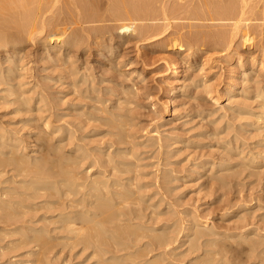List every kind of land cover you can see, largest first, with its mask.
Returning a JSON list of instances; mask_svg holds the SVG:
<instances>
[{"label":"rangeland","instance_id":"374dc122","mask_svg":"<svg viewBox=\"0 0 264 264\" xmlns=\"http://www.w3.org/2000/svg\"><path fill=\"white\" fill-rule=\"evenodd\" d=\"M91 1H93L94 6L96 7V9H98L100 14L102 13L101 11H103V14L105 13L104 15H106V13H108L107 8L109 6V2H107V1H109V0H91ZM170 1H173L174 3L176 2V0H165V2H167V3H173ZM178 1H184L185 2V0H177V2ZM190 1L191 2H186L185 9H183V8L181 9L183 12L180 15L184 14L183 16H180V18L182 20L180 18L178 19V17H179L178 16L176 18L177 20L173 19V21H176V22H182L183 21V23L184 22L185 23H194L195 21H196L195 23H197L200 21L201 24L211 25V27H213L215 29V28L220 27L221 25H225V24L227 25L228 23H231V20L232 19L234 20V17L236 15H238L237 13H235V16H234V14H232L233 17L231 14H227L226 16L222 15L224 17L223 20L222 19H219V20H217V19H212V20L204 19L203 20L202 19L201 20V19H197V18L196 19L191 18L189 20L188 17L186 18L185 16H187L190 13V11L193 10L196 6L201 4L200 0H190ZM207 1H209V0H207ZM232 1L236 2V4H239V3L242 4L243 3V2H241L242 0H210L212 5H214L216 3L225 4V2H227L225 5H228V4H230V2L232 3ZM244 1H245L244 3H246L244 14L247 13L244 16L254 18L251 20L250 23L260 24V26L258 25L259 28H258V26L255 28L246 27L249 30V33L253 36V40H252L253 43H251V44H249V43L244 44V43H242V41L240 42L241 35L236 34L237 37L234 36L233 39L231 40V43H230V41H228V39H224L225 41L224 40H222V41L216 40L213 42L212 41L208 42L206 45L200 44L198 46L199 49H196V47H195L196 45H194V43H193L194 41H187V40L183 39L182 48H175V47H170V44L168 43V40L166 37H159L160 35L159 36L153 35L154 32L156 33L155 30H151L150 32L148 31L145 34V36H149V38H147L145 40H137L138 36L136 35V37H135V35H132L131 37L129 36V38H130L129 41H126L125 44H122L123 39L120 38L122 36H120L117 32V30L119 31V28L121 25H123V24L128 25V24H131L133 22L136 24H140V23H145V21L147 22V24H149L148 22H150V24H153L152 22L156 21V23H158L160 19L153 21L152 19H150V20L149 19L148 20L131 19V18L126 17V15H124V14L116 15V16L115 15H113V16L106 15L107 17L108 16H111V17H108V18L105 17V19L99 20L96 22L84 23L85 25H98V26L100 25L101 28L103 27V29H108L107 30L108 33L106 31L105 34H103V36H101V39L103 40V42L101 44H96V43H92V42H86V43L82 44L81 47L79 48V50L76 53L72 54V56L70 57L71 58L70 60H71V62H73V64L71 62L69 63V60H68L66 67L61 66L59 64L54 65V61L51 60L49 57L50 53H44L43 52L44 45L46 43L45 42L46 41L45 35H47L48 32H51L50 30L53 29V25H54V28H55V25H56V27L57 26L68 27V30H71L72 27L74 29L79 28V26H78L79 24L75 21V19L73 17V14H74L73 11L74 10L70 11L69 15L67 16L68 18H66V16L62 13L64 15L63 16L61 14V12L56 7V9H54L55 12L52 14V15H54L53 17H52V15L50 16V13L46 14V18L44 21L45 26L43 27L42 31L39 32L41 34H39V33L36 34L35 33L37 31L36 29L32 30V32H31V31L27 30L25 27L22 28L24 25L22 23H24V22H23V19L21 18V15H20L21 11L18 8L13 7V6L8 7L7 9L6 8H4V9L0 8V42L4 43L3 46L5 48H7L4 50L3 49L4 47H2L3 50L0 51V70L3 69L2 74L4 75L5 74L4 70L15 69V72H13L15 78L14 77L11 78L10 73L5 74L3 76V78L6 81L11 79L12 82L14 83V87H11V89H14L17 87L16 89L18 91V92L16 91L17 93L16 92L10 93L6 90L7 88H9V85L5 84V82L0 83V130L2 129L3 132H5V134H3L4 138L14 135L15 137L14 136H12V137L15 138L14 143H16V144H14V143L10 144L9 143L10 144L9 145L8 143H3L2 138L0 139V167H1L0 171L4 170L3 172L1 171V173H3V174L0 176V190H1L0 192L5 190L4 188L8 187V189H10L11 192L14 189H16L22 193L21 194L20 192H18V193H12L11 195L8 194V196L6 195L7 197L5 195H3L4 198L2 197L3 198L2 200L0 197V227H2V228H0V264H95V262H97L98 260L100 262H102L104 260L105 256L106 257L109 256V255H107L108 252L105 253L106 255L102 253L103 255H102V260H101V252L102 251L100 250L101 248H99V247H101L100 246L101 243H99L101 240H100V236H99L100 234L98 235V233H100V231L98 232V230H95V228H93V226H92V228L95 230L94 231L91 228L92 224H89L90 225V226L88 225L89 227L85 224V227H83L84 229L82 230V233H80L78 235L79 238L84 237L85 239H87L86 237H88L90 239V240L88 239V241H90V242H88L85 239L84 240L83 239H76L77 241L74 240L75 243H71L72 240L69 241V239L62 238L61 236L67 233L63 229V227L61 226L64 223L52 221V220L56 219V217L58 215L57 214L58 211L62 208L59 205H57L56 203L54 205L52 204L50 206V205H47L48 203H46V202L51 201V200L56 201L57 199H58L57 201H61V198L58 196L61 193V191L59 192V190L64 189V187H66V184H67V183H65V185H64V182L61 183L62 184V185L60 184L61 189L58 188L59 184L58 185L56 184V186H58L57 189H53L56 186L54 187L52 185L53 183L50 181V179L53 180V178H54V180H55L58 177L59 178L64 177L62 175V172L60 171V169H58L56 167L57 166L56 164L62 165L61 162H64V164H65V160H63V159L69 155L70 156L67 157V159L68 158H74L75 154H74V152L71 153L69 151V148L74 147L76 145H74V143L73 144L68 143L67 141L64 140L61 142V144L59 143L58 147H56V149H57L56 151L58 153L57 154L56 152H53L54 148H55V147H53V144H54V146L57 145V143H58L57 142V135L62 133V130L64 131V133L67 131V130L65 131V127L68 126L69 120L73 121L75 119L74 121H76L77 125H78V122L80 120H83L86 118L85 115H83L84 117H82V116L78 117L80 115L79 110H78V107H79L78 101L80 102V99H81L82 104H84V105L89 104L91 99L90 98L87 99L85 97L86 95L91 96L94 93L93 96L96 95L99 97L100 96L103 97V93H105L104 92L105 90L107 91L110 89H114L116 92V90L119 89L118 86L122 87V85H120V84H123V83H124V85L126 84V87H124V90H127L131 86L130 88L132 90L133 89L137 90V91L139 90L138 91L139 95L137 94V97H136V95L133 93L127 94L126 97H128L131 100L133 99V101H136V102L131 103L129 105L130 110H131V111H129L131 113V114L129 113L131 116V119H130V116L127 114L128 111L126 112L125 108L122 109V111H123L122 113H124V111L126 113L124 115V117L122 118V120H124L126 118V119H129L131 121L134 118L133 121L135 123L138 122L139 125L144 124V120L149 118V114L152 110L151 109L152 106L156 105V106L162 107L166 103L170 104L169 110L170 109L171 110L168 113L162 115V117H163L162 120L159 119V121H165L166 120L165 121L166 124L164 126H162L160 129H162V131L166 132V133L167 132H171V133L173 132V134L177 133V134L182 135V136L185 135L183 137H186L187 139L190 140L188 142L189 145L192 143L191 145H194L197 147V149L195 147L196 150L195 149L193 150L192 147L184 146L182 142L173 143L170 146L171 149H173V148L175 149V148H178L180 146H182V147H180V149H178L176 151V153L172 157H170V158H172L171 160L174 161L175 163H173V164L171 163L172 165L171 164H168V165L171 167H174L177 164H181V165H184L185 167L190 168L191 171L187 170V172H183V173L179 171L178 172L179 175H182V174H186V175L185 176L183 175V178H181V179L179 178L177 180L173 179V180L169 181L170 183L171 182L172 183L170 185L168 184V186L172 187L173 189H171V191H168L164 194H162V193L156 194L155 193L156 194L155 195L153 193V195H152L150 193L151 190H149V189L150 188L155 189L154 188L155 186L152 187L151 185H150V187L148 186V188H146L147 190L143 189L144 191L142 190L143 192L141 191L142 192L141 194H139L140 192L138 193L140 196L142 195L143 198L140 196H139V198H137L136 193H133V195L131 194L130 197L128 196L129 197L128 205H133L134 207L137 208V205L139 204L138 210H139V213L143 216L144 220H146L147 217H149V216H154V217L158 216V217H156L158 222L152 224V223H150V221H148V222L146 221L145 225H151V224L154 226H160L161 225L162 228H158L155 231H149V232L161 233V232H164L166 230L169 231V230L174 229L172 227H175V229H176V228H179L181 226L182 227L186 226L185 228L189 227V225L192 226V228H193L192 232L194 231L193 232L194 234L192 236H190L189 242H186L184 245H181L176 249V250L180 251L181 249L184 250V249L188 248V251L186 250L183 253V255L178 257V259H177L178 264L179 263L180 264H185V263L186 264H204L205 262H206L205 264H217L218 261H219L218 264H260V260L262 261V258L261 257H260L261 259L259 258V256H258L259 252L258 251L261 249L262 245L260 248L256 244L251 246V242L253 243V241H257V240L259 241L261 239H264V238H262V236H260L261 233H264L263 232L264 230H263V228H261L262 230H259L260 229L259 227L261 225H260V223H258V221H260V220L257 219L259 216L257 214H260L261 211L264 212V209H262V208H264V200H263L264 199V197H263L264 193H262V192H264V190H263L264 189V175H263V173H264V162H263L264 161V157H263V155H264V152H263L264 151V146H263L264 145V128H263V126H264V105L261 104V102H262L261 100H260L261 102L258 101V99H260V98L256 96V94H257L256 92L258 89H259L258 93L264 92V42H263L264 36H262V37L260 36L262 33H264V20H263L264 19V13H263L264 12V9H263L264 0H244ZM190 3H192V5ZM202 3L204 4V6L206 5V2L202 1ZM160 4L161 3L158 1V5H160ZM188 5H191V6L188 7ZM212 5L210 4V6H212ZM254 5L257 8L256 9L255 8L250 9L251 6L254 7ZM205 7H209V6L206 5ZM57 10L59 11V15H62L59 18H58V14H57L58 11ZM247 10H249V11H247ZM253 10H254V12H253ZM16 11H17V13L20 12L19 13L20 16L16 13ZM250 11H252L253 13ZM177 12H178L177 14H179L180 10H178ZM230 15H231V18H230ZM255 15L257 17H255ZM119 16H120V18H119ZM227 17H228V19H227ZM17 18H19V20H21V19L22 20L19 22V20ZM184 18H186V19H184ZM224 19H227V20H224ZM49 20L52 22H50ZM233 20H232V22H233ZM216 24H220V26H216ZM261 25H263L262 28H261ZM49 26H50V28H49ZM241 28H243L242 29L243 32H244V29H246L245 26H243ZM256 28H258V30H256ZM260 28L263 29L261 34L259 32V30L261 31ZM26 32L29 34H27ZM258 32H259V34H258ZM33 33H34V35H33ZM122 35H126V34H122ZM150 35H152L153 37ZM259 36L261 37V39ZM123 37H125V36H123ZM91 39L92 38L90 37L89 40H91ZM98 39H99V37H98ZM184 42L187 45L189 44V46H191V45H194V46L187 47V45ZM11 43L13 44L12 45L13 47L17 45L19 48L18 53L16 54V57L18 56V58H15L16 60H12V59L10 60V58L5 57V54H7V51H9V49H10V51L13 49V47L11 46ZM6 44H7V46H6ZM108 44L112 45L114 50L113 51L111 50L109 52L106 51L104 54H99L100 50H101V52L105 51V49L109 46ZM167 46H169V47H167ZM11 47H12V49H11ZM188 48H191L192 50L188 49ZM74 49H76V47H74ZM54 52H56V51H54ZM83 64H84V66H86V67L89 66V67H87V69H86L85 67H83ZM200 64L203 65V67L201 69L199 67ZM76 65H78V66H76ZM176 65L179 66V69H180L179 74L174 75V76H169L170 67L176 66ZM83 69H86V70L83 71ZM71 70L72 71L74 70L75 72L73 71L72 77L70 78V76H68V74L66 75V73H68V71H71ZM87 70H88V72H87ZM82 71L84 73H90V74H86V75L84 74L83 75L85 77L84 81H83L84 77L82 76ZM102 72H104V73H102ZM130 72H131V74H130ZM91 73L93 75H91ZM186 74H188V75H186ZM65 75L68 76L70 78V80ZM88 75L89 76L91 75V76L89 77ZM246 75H247V77H246ZM99 76H100V80L102 81V84H101V81L99 80ZM185 76H188L187 79ZM80 77H81V81L77 82L78 84L76 83L74 85L76 87H73L72 84H66V83H68V81L70 82L72 80H78ZM204 77H205V79H204ZM73 78H75V79H73ZM101 78H103V79H101ZM88 79H92L94 81L93 85H95V87H94L95 91L93 90V92L91 90L93 88L88 87ZM94 79L96 81L98 80V83L100 81V84L95 83L96 81ZM116 79H117V82H116ZM202 79L204 80V82L206 80L207 84L208 83L212 84V86H214L213 87L214 92L212 91V94L216 93L219 96H221L223 94L224 90L231 85L233 90H234L233 93H231L232 94L231 98L229 100L228 99H221V101L219 103L211 102L210 100H208L207 97L205 98L206 91L202 86L204 83ZM122 80H123V82H122ZM201 82H203V83H201ZM44 85H46V86H44ZM69 85H72V88ZM86 85H87V87H86ZM128 85H129V87H128ZM34 86L35 87L37 86L36 89L34 88ZM80 86L82 87L81 88L82 90L80 89ZM41 87H43V88L41 89ZM99 87L100 88L103 87V88H101L99 90ZM169 87L170 88L172 87L170 91H168ZM73 88H75L74 92H73V90H74ZM40 89H41V92L43 93L42 98H40L39 94H38ZM70 89L71 90L73 89L72 92L70 91ZM97 89H98V92H97ZM102 89H103V91H102ZM130 91L131 90L128 89L127 92H130ZM131 95H133V96L135 95L134 96L135 99L133 97H131ZM185 95H191L187 99L188 101L185 104L176 106L175 104L177 103V101ZM109 96H111V94ZM79 97H80V99H79ZM113 97H114V95H113ZM48 98H50V99H48ZM73 100H75V101H73ZM110 101L111 100H109L108 102H110ZM52 102L54 104V107H51ZM91 102H93V101H91ZM151 102H155L154 103L155 105L151 106ZM196 102L197 103L202 102V104L199 103V105L193 107V105L196 104ZM208 102H210V103H208ZM70 105H71V107H70ZM228 105L232 106V108H229ZM237 106H238V108H237ZM24 107L25 108L28 107V109L27 108H26L27 110L23 109ZM50 107L52 110L48 109ZM131 107H133L134 112H133ZM239 107L241 109H239ZM43 108H45V111L43 110ZM234 108H236V109H234ZM73 109L76 112H71ZM198 109L199 110L202 109L206 113H209V114L206 116V118H203V119L199 116H195L194 112H195V110H198ZM83 110H87L86 106L83 107ZM232 110L234 112L238 111L237 114L236 113L233 114ZM56 112L58 114L60 113V115H57ZM132 112L136 114V115H134V117H132V114H133ZM54 113L57 116L54 115ZM73 113L75 114V116L77 115L76 118L75 117L73 118V116H74ZM98 113H103V112L98 111ZM181 113H183V114L181 115ZM225 113H227V114H225ZM49 114H51L52 116H50ZM69 114H71V115H69ZM103 114L106 115L107 113L105 112ZM39 115L40 116L43 115L44 117H40ZM54 116L57 117L58 119L54 118ZM59 116H62V117L60 118ZM48 118H50L51 120ZM62 118H63V120H62ZM68 118H69V120H68ZM77 118L79 119V121ZM52 120L55 121L56 123H57V120H58V122H60L58 124H56L54 122L56 125L60 124V127H61V130H58V132L56 131L57 133L52 132V129H51L52 127H50V126H52L50 124H53ZM46 121H47V126L45 125ZM76 122H74V124H73L74 127L69 126L70 131H72V133H73V134L71 133L72 136L74 135L73 136L74 141L77 139V137H79L78 134H80V135L82 134V131L84 132V130H85L84 133H86L88 131V128H86V129H85V127L81 128L80 124L77 126ZM48 123H50V124H48ZM75 125H76V127H75ZM44 126H46V127H44ZM71 127H73V128H71ZM5 128L7 131L6 130L4 131ZM78 128H79V130H78ZM71 129H74L76 133L74 132V130H71ZM3 132H1V133H3ZM8 132H9V134H8ZM67 133H68V131H67ZM67 133H65V134H67ZM93 133H95V131L94 132L92 131L89 134H93ZM55 134H57V135H55ZM150 134H152V132ZM0 135H2V134H0ZM54 135H55V137H53ZM92 137L93 136H91V135L86 136L85 140H88V138H89V140H92V139L98 138L99 136L98 137L94 136V138H92ZM234 137L235 138L237 137V139H235ZM233 138L237 141H235ZM135 139L139 140V138H135ZM19 140H20V142H19ZM17 141H18V143H17ZM231 143H233V144H231ZM12 146H14V147L12 148ZM262 146H263V148L261 149ZM67 147H69V148H67ZM226 147H228L229 150ZM237 148L240 150L238 151ZM198 150H200V152H203V154L200 152L198 153ZM226 150H227V153H226ZM229 151H230V153H228ZM241 151L243 152V154ZM32 152H35L34 153L35 155H32L31 154ZM67 153H69V155H66ZM227 154H229V155H227ZM240 154L243 158L241 156H239ZM252 154L256 158V159L254 158V160L255 161L259 160L260 162H263L262 163L263 165L260 163L259 166L255 167V168L252 166H248V167H251V168H248L247 164H245L244 162L247 161L246 158L249 159L248 157H253ZM55 155L58 156L59 159ZM247 155H248V157H247ZM16 156L19 158H21L23 156V158L25 160L24 162H19V164L17 163V166L19 167V168L17 167L18 169H21L22 167L26 168V171H24L22 169V171L25 172L24 175L21 174L20 175L21 177L17 176L19 179L20 178L29 179L28 176L32 173L31 169H29L30 164H31L29 161L37 159V157H38V159H40V158L42 159V161L40 160V162H43L41 164L42 167L44 168L43 169L44 172L41 173L42 177L37 178L35 180L31 179V181L28 180V181H25L24 183H21V184H20V182H15L16 183L15 184L12 181L5 180V178L10 177L14 172L16 173V171L13 170V167H12L13 164L9 163V158L10 157H16ZM224 156H225V158H224ZM229 156L231 157V158H229L230 160H225L226 158L228 159ZM237 156H238V158H237ZM51 157H52V159H50ZM61 157H64V158L62 159ZM45 158H46V160H44ZM141 158H142L140 160L141 164H144L146 162H149V163L151 162L150 164H152V165L148 164L146 166L143 165V167H141V169L144 168V170L150 171L152 173V174L150 173L149 175H146L145 177H142L143 179L140 178L142 180L141 183L154 182L153 179L155 177H153L154 176L153 174L155 173V171H153V170H156V166H157V164H156L157 160H156L155 156H149L148 157V153H147V155H146V153H143L141 155ZM262 158H263V160H262ZM57 159H58L59 163H57V161H56ZM237 159H239L240 161H238ZM241 159L242 160L245 159V160L241 161ZM50 160H52L53 162ZM200 160H203L202 161L203 163L205 161H207V162L211 161L212 164L206 163L205 167H203V168L201 167V169H203V170L199 174H197V169H199L198 168L199 162L202 163ZM214 160H215V162H214ZM192 161H193V163H192ZM223 161L224 162L228 161V163L230 161V165L234 164L235 161L236 162L238 161V163H235L234 165L230 166V168H231L230 171L231 172L232 171L238 172L241 170L237 174V177H239V175H240V178H237L236 177L237 172H234L235 176L234 177L232 176V178H236V179L230 178L231 180H233V181H230L228 178L226 181L227 184L229 183L228 186L231 187L232 189L228 187V190H226V191L221 190V189L219 191L218 190L216 191L213 188L215 191H212V187H213L214 183L212 184L211 178H212V176H214L212 174H215L213 172H215L214 170H215L216 166H218L216 163L219 164V162H220V164H221V162L224 163ZM240 162H241V164L244 163L245 165L244 164H243L244 166L241 165ZM191 163H192V165H191ZM20 164H22V165H20ZM236 164H237V166H236ZM59 165H58V167H59ZM76 165H77L78 169L76 167H74V169L76 168L77 171L82 170L81 169L82 166H80L78 164H76ZM164 165H162V167H166L167 164H164ZM20 166H22V167H20ZM52 166H54L55 169ZM169 166H167V167H169ZM193 166H195V167H193ZM196 166H197V168H196ZM63 167L64 166H62V167L60 166L59 168H61V170H62ZM48 168H49V170H48ZM64 168L68 169V170L71 169V168H67L66 166ZM253 169H256V171ZM45 170H46V172H45ZM194 170H196V172H194L195 175L192 173ZM253 171H255V172H253ZM262 171H263V173H262ZM59 172H61V173H59ZM188 172H189V174H188ZM203 172H205V173H203ZM222 172H223L222 174H224V171H222ZM44 173H45V175H44ZM51 173H53V174H51ZM54 173H56V176L54 175ZM180 173H182V174H180ZM253 173L255 175H253ZM261 173H262L261 176H263V178L261 176L259 177V175ZM67 174H68V172H67ZM72 174L74 176L75 173H72ZM72 174L70 173V175L68 174L65 176V177L69 176V178L67 177L66 182H69L68 181L69 179H71L70 181H72L74 178H75V180H78L79 182H81L82 180L83 181L86 180L85 176L82 173H78V175L80 174L79 178H77V176H78L77 173L75 174V177H72L71 176ZM190 174H191V177L189 176ZM48 175H50L51 177H49ZM44 176H46V177H44ZM70 177H72V178H70ZM36 180H38V181L36 182ZM228 180H229V182H228ZM32 183L37 185V187L40 186V187H38L40 189H37L35 191L36 193L34 194V196H32L33 194H30L33 192V190L30 189V184H32ZM227 184H226V186H227ZM209 185L211 186L210 189H209ZM12 186H13V189L11 188ZM21 187H23V188H21ZM48 187L49 188L53 187L52 188L53 190L49 189ZM44 188H46V189H44ZM207 188H208V190H207ZM8 189H6V190H8ZM47 189H49V190H47ZM229 189H231V190H229ZM251 189H252V191H250ZM29 190H31V191H29ZM145 191L147 192V194L145 193ZM167 193H168V195H167ZM259 194L262 196L260 197ZM74 195H71V197L77 198L78 194H74ZM150 195H151V197H149ZM161 195L162 196L166 195V196H163V197H165V198H163ZM169 195H171V196H169ZM245 196L248 198H246ZM252 196L256 197V198L254 199ZM78 197H80V194ZM159 197L160 198L162 197V198L160 199ZM257 197H259V198H257ZM135 198H136V200L139 199V201L137 202L135 200ZM4 199H5V202H4ZM9 199H11V200L14 199V201H17V202L15 204H11L10 206H6V205L4 206V204H6V202ZM130 199H132V201ZM133 199L135 200V202L133 201ZM251 199H253V200H251ZM260 199H262V200L260 201ZM144 200L146 202H144ZM168 201H171V202H168ZM130 202H131V204H130ZM259 202H261V203H259ZM23 203H25V204H23ZM105 203L106 204L108 203L106 206H108L109 209L106 207L105 210H107V209L108 210H107V213L105 211L104 214H106V216H108V213L110 212L109 213V217H110V215H112L114 210H113V208H112V210H110V208H111V206H110L111 202L110 201L105 202ZM171 203H174L175 205L174 204L172 205ZM10 207H12V208H10ZM140 207L141 208L143 207V208L141 209ZM73 208L78 209V206H77V208H75V207H73ZM80 209H81V207H80ZM65 210H67V209H65ZM111 211H112V213H111ZM55 212L57 215L55 217H53V219L50 217V220L49 219L47 220V219H44L43 217H41L42 215H45V214H47V215L55 214ZM6 213H8L10 216L14 215L13 217L16 219H22V221H21L22 223L19 222V224H22L21 227L19 228L20 232L13 233V234H4L5 231L3 232V227L4 226L6 227L8 224L5 223V221L3 219H7V218L9 219V217H10ZM145 214H146V218H145ZM241 216L244 217L245 220L244 219H242V220L245 221V224L248 222L246 225H244L243 221L239 220V219H241L240 218ZM245 216H246V218H245ZM193 218H196V219H193ZM248 219L251 223L248 221ZM166 220L169 223V225L171 224L172 226L167 227V225H164V222H166ZM194 220H196V221H194ZM238 220L241 221L243 223V225H237V224H242L241 222L239 223ZM251 220H253V221H251ZM181 221L183 222V225L181 224ZM185 222L187 225L185 224ZM192 222H193V224H191ZM234 223H235V225H234ZM58 224L60 225V227L56 228V225L58 226ZM79 225H81V224L78 223V226ZM10 226H12V225H10ZM239 227H240V229H239ZM143 228L144 227H142V230L141 229H139V230L144 231ZM164 228H167V229L165 230ZM208 228L210 230H208ZM249 228H251V229H249ZM1 229H2V231H1ZM145 230H146V232L148 231V229H145ZM205 230H206V232H205ZM244 230H245V232H244ZM197 231L201 232V236L199 238H195L196 237L195 233ZM255 231H257V232H255ZM173 232H171V233H173ZM204 232H205V234L207 233L209 235H207V234L205 235ZM95 233H97L96 235L99 237L94 239V237H96V236H94ZM108 233L109 232H107V234ZM240 233H241V236H240ZM242 233H244V234H242ZM91 235H93L94 237ZM243 235L245 236V238ZM90 236H91V238H90ZM256 236H257V238H256ZM182 237L184 238L183 235H182ZM213 238L215 239V241ZM207 239H211L213 244L210 241L206 242ZM246 239H248V240H246ZM79 240L80 241L83 240V241L79 242ZM192 240L195 243L194 247L189 248V245L191 244ZM84 241L85 242L87 241V243H85ZM94 241L98 244L99 249H97V250H100V253H98L100 258L98 255L97 256L95 255L96 257L93 256L90 258L87 256V254L91 250L94 251L95 248L97 247V246H95L97 244H95ZM82 242H84L85 244ZM78 243L80 245H78ZM249 243H250V245H249ZM74 244H75V246H74ZM83 244L84 245H87V244L90 245V248H87L84 250L85 252L83 251ZM91 244H92V246H91ZM94 246H95V248H94ZM255 247L257 248V251H255L256 250ZM258 248H259V250H258ZM217 249L219 250L220 253L219 252L216 253ZM260 256H261V254H260ZM106 259H110V258H106ZM208 260L210 263H207ZM112 261L113 260H111V262ZM98 264H102V263H98Z\"/></svg>","mask_w":264,"mask_h":264},{"label":"bare ground","instance_id":"6f19581e","mask_svg":"<svg viewBox=\"0 0 264 264\" xmlns=\"http://www.w3.org/2000/svg\"><path fill=\"white\" fill-rule=\"evenodd\" d=\"M158 1L161 3L160 5H158ZM201 1V4L198 5V6H194L193 10H189L190 13L185 16L186 18L188 17V19L190 20L191 18H194V19H222L223 20V16H226L227 14H234L235 16V13H237L238 15H236L234 17V20L232 22L231 20V23H228L227 25H221L220 24H216V26H220L218 28H213L211 27V25H206V24H201V22H197V23H183L182 22H176V21H173V19H176L178 16V19L180 18V16H183V15H180L183 11L181 10L182 8L185 9V5H186V2H191L190 0H185L184 1H178L176 0V2L174 3L173 1H170V2H173V3H167L165 2V0H109L107 2H109V6L107 8L108 10V13H106V15H126V17L128 18H131V19H144V20H150L152 19L153 21L154 20H159L158 23H156V21L152 22L153 24H150V22H148L149 24H147V22L145 21V23H140V24H136V23H131V24H123L120 26L119 28V31L117 30L118 34L122 37L123 40H122V44H125L126 41H129V36L131 37L132 35H136L138 36L137 40H145L147 38H149V36H145V34L151 30H155L156 33L154 32L153 35H160L159 37H166L167 40H168V43L170 44V47H175V48H182L183 46V39L184 40H187V41H194V45H196V49H199L198 46L200 44H207L208 42H213V41H216V40H224V39H228V41H230L231 43V40L233 39L234 36L237 35H241V40L240 42L242 41V43H253L252 40H253V36L249 33V30L246 28V27H252V28H255L257 27L258 25L260 26V24L258 23H250L252 19H254L253 17H248V16H244L246 14L245 13V6H246V3H244L245 1L242 0L241 2H243L242 4L239 3V4H236V2H233L232 3L230 2V4L228 5H225L227 2H225V4H221V3H216L214 5H212V3L207 0H200ZM202 1L206 2V5L209 6V7H205L204 4L202 3ZM198 2V1H197ZM220 2V1H219ZM252 2V1H251ZM61 3V4H60ZM238 3V2H237ZM189 4V3H188ZM192 5V3H190ZM210 4L212 6H210ZM241 4V5H240ZM260 4V3H259ZM191 5H188L191 6ZM16 7L18 8L20 11H21V18L23 19V22L22 24L23 27L22 28H26L27 30L31 31L36 29L37 31L35 32L36 34L41 32L43 27L45 26L44 24V21H45V18H46V14L47 13H50V16L55 12L54 9H57L61 12V14L63 13L66 18H68L67 16L69 15L70 11L74 10L73 11V17L75 19V21L79 24V28H73L71 30H68V27H59L55 25V28H54V25H53V31L50 30L51 32H48L46 36V43L44 45V50L43 52L44 53H50L49 54V57L51 60L54 61V65L56 64H59L61 66H64L66 67L67 65V62L69 60V63L71 62V56L72 54L76 53L79 48L81 47L82 44L86 43V42H92V43H96V44H101L103 42V40L101 39V36H103V34H105V32L108 30V29H103V27L101 28L100 25H85L84 23H89V22H96V21H99V20H103L105 19V17H107L106 15L103 14V11H101L102 13L100 14L98 9H96V7L94 6V3L93 1H89V0H0V8L1 9H4V8H8V7ZM250 6V5H249ZM187 7V6H186ZM249 8V7H248ZM252 8H257L255 7H252ZM188 9V8H187ZM249 9V10H250ZM263 9H264V4H263ZM57 10V11H58ZM106 10V9H105ZM178 10H180V13L177 14ZM247 10V11H249ZM59 11H58V18L61 17L62 15H59ZM19 12V11H18ZM252 12V11H250ZM254 12V10H253ZM252 12V13H253ZM17 13V11H16ZM20 13V12H19ZM19 13H17L19 15ZM186 13V12H185ZM264 13V12H263ZM19 15V16H20ZM63 15V16H64ZM231 15H230V18H231ZM18 16V17H19ZM54 15H52L53 17ZM111 16H108V17H111ZM51 17V18H52ZM72 17V18H73ZM107 17V18H108ZM233 17V15H232ZM255 17H257L255 15ZM65 18V17H64ZM120 18V16H119ZM184 18V19H186ZM226 18V17H225ZM19 20V18H17ZM21 19V20H22ZM111 19V18H110ZM115 19V18H114ZM181 19V18H180ZM228 19V17H227ZM227 19H224V20H227ZM19 20V22L21 21ZM177 20V19H176ZM182 20V19H181ZM264 20V19H263ZM262 20V21H263ZM50 21V20H49ZM54 21V20H53ZM161 21V22H160ZM185 21V20H184ZM221 21V20H220ZM257 21V20H256ZM52 22V21H50ZM68 22V21H67ZM71 22V21H70ZM103 22V21H102ZM119 22V21H118ZM191 22V21H190ZM216 22V21H215ZM225 22V21H224ZM258 22V21H257ZM261 22V21H260ZM155 23V24H154ZM206 23V22H205ZM211 23V22H210ZM209 23V24H210ZM218 23V22H217ZM221 23V22H220ZM51 24V23H50ZM58 24V23H57ZM224 24V23H223ZM230 24V25H229ZM21 25V24H20ZM49 25V24H48ZM229 25V26H228ZM75 26V25H74ZM77 26V27H78ZM245 26L246 29H244V32H243V27ZM258 26V28H259ZM263 25H261V28H262ZM48 27V26H47ZM50 28V26H49ZM117 28V27H116ZM258 28H256V30H258ZM260 28V29H261ZM185 29V30H184ZM242 31H241V30ZM250 29V28H249ZM26 30V31H27ZM49 30V29H48ZM251 30V29H250ZM263 31V29H261V31L259 30L260 34L261 32ZM30 32V33H31ZM258 32V34H259ZM27 33V32H26ZM108 33V31H107ZM110 33V32H109ZM24 34V33H23ZM29 34V33H27ZM41 34V33H39ZM122 34H126V35H122ZM263 34V35H262ZM260 36H264V33H262ZM34 35V33H33ZM148 35V34H147ZM125 36V37H123ZM152 36V35H150ZM259 36V37H260ZM92 38L91 40H89V38ZM99 37V39H98ZM153 37V36H152ZM237 37V36H236ZM240 37V36H239ZM258 37V38H259ZM260 37V39H261ZM151 39V38H150ZM240 39V38H239ZM45 40V39H44ZM121 40V39H120ZM119 40V41H120ZM166 40V39H165ZM166 40V41H167ZM148 41V40H147ZM225 41V40H224ZM223 41V42H224ZM227 41V40H226ZM105 42V41H104ZM219 42V41H218ZM217 42V43H218ZM263 42H264V39H263ZM7 43V42H6ZM10 43V42H9ZM8 43V44H9ZM185 43V42H184ZM226 43V42H225ZM229 43V42H228ZM4 43H1L0 42V51L1 50H5L7 48H5L3 46ZM186 44V43H185ZM243 44V45H244ZM262 44V43H261ZM13 44L11 43V46ZM107 45V44H106ZM109 46L105 49L104 52H101L100 50V53L99 54H104L106 51L109 52V51H113L114 48L112 45L108 44ZM187 45V44H186ZM194 45H191V46H194ZM228 45V44H227ZM230 45V44H229ZM242 45V44H241ZM256 45V44H255ZM7 46V44H6ZM84 46V45H83ZM189 46V44L187 45V47H191ZM202 46V45H201ZM221 46V45H220ZM240 46V45H239ZM246 46V45H245ZM2 47H4L2 49ZM13 47V46H12ZM11 47V49H12ZM74 47H76V49H74ZM169 47V46H167ZM224 47V46H223ZM254 48V47H253ZM188 49H191V48H188ZM195 49V48H194ZM193 49V50H194ZM18 46H14L13 49L10 51H7V54H5V57H8L10 58V60H16L15 58H18V56L16 57V54L18 53ZM192 50V49H191ZM56 51V52H54ZM206 51V50H205ZM194 52V51H193ZM202 52V51H201ZM224 53V52H223ZM97 56V55H96ZM209 57V56H208ZM20 58V57H19ZM99 58V57H98ZM185 59V58H184ZM8 60V59H7ZM113 61V60H112ZM13 62V61H12ZM206 62V61H205ZM9 63V62H8ZM73 64V62H71ZM84 63V62H83ZM16 64V63H15ZM198 65V64H197ZM206 65V64H205ZM10 66V65H9ZM71 66V65H70ZM73 66V65H72ZM78 66V65H76ZM190 66V65H189ZM60 67V66H59ZM68 67V66H67ZM80 67V66H79ZM83 67H85L87 69V67L89 66H84L83 64ZM94 67V66H93ZM130 67V66H129ZM200 69L203 67V65L200 64ZM12 68V67H11ZM15 68V67H14ZM82 68V67H81ZM104 68V67H103ZM5 69V68H4ZM69 69V68H68ZM67 69V70H68ZM75 69V68H74ZM86 69H83L86 70ZM106 69V68H105ZM14 70V71H13ZM0 83H4L5 84H8L9 85V88H5L8 92L10 93H15L17 91V87L14 88V89H11V87H14V83L12 82V80H4L3 76L5 74H8L10 73L11 74V78L14 77V73L15 72V69H6L4 70L5 74L3 75L2 74V71L3 69L0 70ZM74 71V70H73ZM73 71H68V73H66V75L68 74V76H70V78L72 77V73ZM81 71V70H80ZM82 71V76L85 74H90V73H84ZM101 71V70H100ZM179 66H172L170 67L169 69V76H174V75H178L179 74ZM7 72V73H6ZM75 72V71H74ZM78 72V71H77ZM88 72V70H87ZM93 73V72H92ZM91 73V75H93ZM104 73V72H102ZM65 74V73H64ZM81 74V73H80ZM129 74V73H128ZM131 74V72H130ZM248 74V73H247ZM65 75V76H66ZM90 75V76H91ZM188 75V74H186ZM64 76V77H65ZM66 76V77H68ZM80 76V75H79ZM81 76V77H82ZM89 76V75H88ZM89 76V77H90ZM81 77L78 79V80H72V81H68V83L66 84H72L73 87H76L74 86L77 82L81 81ZM84 77V76H83ZM87 77V76H86ZM186 79L188 76H185ZM247 77V75H246ZM15 78V77H14ZM69 78V77H68ZM69 78V80H70ZM105 78V77H104ZM128 78V77H127ZM126 78V79H127ZM75 79V78H73ZM97 79V78H96ZM103 79V78H101ZM205 79V77H204ZM85 80V77L83 79V81ZM95 80V79H94ZM99 80H100V76H99ZM203 80V79H202ZM11 81V82H10ZM67 81V80H66ZM96 81V80H95ZM101 81V80H100ZM100 81L98 83V80L95 82L97 84H100ZM121 81V80H120ZM15 82V81H14ZM116 82H117V79H116ZM123 82V80H122ZM129 82V81H128ZM204 82V80H203ZM201 82V83H203ZM262 82V81H261ZM18 83V82H17ZM83 83V82H82ZM94 81L92 79H88V87L89 88H93L91 89L92 92L94 90V87L95 85H93ZM119 83V82H118ZM117 83V84H118ZM78 84V83H77ZM81 84V83H80ZM86 84V83H85ZM101 84H102V81H101ZM143 84V83H142ZM190 84V83H189ZM72 85H69L71 86L72 88ZM122 85L121 86H118V90H115L114 89H110V90H105L103 93V97L102 96H93V95H86L85 97L87 99H91V102L90 100V103L89 104H82V100L80 99V102L78 101V110H79V113L80 116L84 117L83 115H85V119L83 120H80L78 119V125L80 124L81 128H88V131L86 133L85 130L84 132L82 131V134H78L79 137H77V139L74 141L73 139V136H72V131H70V127L69 126H73L74 127V122L76 121H70L69 118H68V126L65 127V134L64 131L62 130V133H60L59 135H57V145L54 146L53 144V147L54 148V151L53 152H56L57 153V149L56 147H58L59 143L61 144L62 141H67L68 143H74V147H67L69 148V151L72 153L74 152L75 156L74 158H68L70 155L69 153H67L66 155H69V156H65L66 158L64 157H61L63 160H65V164L64 162H61L62 165H59V164H56L57 168L60 169V171L62 172V175L64 177L62 178H57L54 180L50 179V181L53 183L52 185L55 187L56 184L58 185L59 184V187L56 186L55 188L53 189H57L60 188V186L62 185L61 183L64 182V185L65 183L66 184V187H64V189H61L59 190V192L61 191V193L58 195L60 198H61V201H54V200H51V201H47L46 203H48L47 205H54L55 203L57 205H59L62 209H60L58 211V215L56 214H51V215H42L41 217H43L44 219H49L50 220V217L53 219V217H56L55 220H52L54 222H61V223H64L62 224L61 226L63 227V229L67 232H65L66 234L62 235L61 237L62 238H66V239H69L72 240L71 243H75V241H77L76 239H85L84 237L82 238H79V234L82 233V230L84 229L83 227H85V224L88 226L89 224H92L91 225V228L93 226V228H95V230H98V232L100 231V233H98V235L100 236V242L101 243V248L100 250L102 251L101 252V260H102V255L107 253V255L109 256H105L106 258H110V259H106L104 257V260L102 262H100L99 260L97 262H95V264H98V263H102V264H178V257H180L181 255H183V253L187 250L188 251V248L187 249H184V250H176L179 246L181 245H184L186 242H189V238L190 236H192L194 233V231L192 232L193 228L192 226L189 225V227L185 228L184 226L182 227H179V228H176L175 227H172L174 229L172 230H166L167 228H164L166 231L164 232H161V233H158V232H149V231H155L156 229L158 228H162L161 225L160 226H154L152 224L158 222L157 218L158 216L154 217V216H149L147 217L146 220H144L143 216L139 213V204L137 205V208L134 207L133 205H128L129 203V197L130 195L133 193H136L137 194V198H139V194H141L146 188H148V186L150 187V185L153 187L155 186L154 188L155 189H149L151 190V194L153 195V193L157 194V193H166L168 191H171V189H173L172 187L168 186V184L170 185L171 183L169 181L173 180V179H181L183 178V175L185 176L186 174H182L183 172H187V170H190V168L188 167H185L184 165H181V164H177L176 166L174 167H171L169 166L168 164H173L175 163L174 161H172L170 157H172L176 151L178 149H180V147L178 148H173L171 149V145L173 143H176V142H182L184 146H188V147H192L193 150L195 149L196 146L194 145H189V139H187L186 137H183L185 135H179L177 133L173 134V132H163L162 129H160L162 126H164L166 124V120L165 121H159V119H163L162 115L168 113L170 110H169V107H170V104H164V106L160 107V106H156L154 103L155 102H151V106L152 105H155V106H152L151 107V112L149 114V118L148 119H145L144 120V124H138L135 123L133 120H129V119H124L122 120V118L124 117V115L126 114L125 111L127 112V114L130 116V104L131 103H135L136 101H133V99H129L127 96V94H130V93H133L136 95L137 97V94H138V91L137 90H132L129 85H128V89L131 90L130 92H127V90H124V87H126V84L124 85L123 84H120ZM202 85V84H201ZM216 85V84H215ZM17 86V85H16ZM39 86V85H38ZM43 86V85H42ZM46 86V85H44ZM84 86V85H83ZM100 86V85H99ZM106 86V85H105ZM173 86V85H172ZM186 86V85H185ZM203 88L205 89L206 91V96L205 98L207 97L208 100H210L211 102H214V103H219L221 101V99H230L232 94L233 93V88L232 86L230 85L229 87H227L223 94L221 96H219L218 94H212V91H213V87L212 84H207V81L205 80V82L203 83ZM37 87V86H36ZM36 87L34 86V88L36 89ZM40 87V86H39ZM87 87V85H86ZM98 87V86H97ZM121 87V88H120ZM43 87H41L42 89ZM79 88V87H78ZM82 87L80 86V89ZM103 88V87H101ZM99 87V90L101 89ZM105 88V87H104ZM110 88V87H109ZM172 88V87H171ZM171 88L169 87V90H171ZM4 89V90H5ZM21 89V88H20ZM38 89V88H37ZM41 89L40 91L38 92L39 94V97L42 98V92H41ZM74 89V90H73ZM73 92L75 91V88H73ZM88 89V88H87ZM96 89V88H95ZM182 89V88H181ZM203 89V90H204ZM72 90L70 89V91L72 92ZM79 90V89H78ZM77 90V91H78ZM82 90V89H81ZM141 90V89H140ZM259 90V89H258ZM258 90H257V94L256 96L259 97L260 99H258V101L261 102L262 105H264V92H259L258 93ZM261 90V89H260ZM43 91V90H42ZM90 91V90H89ZM95 91V90H94ZM103 91V89H102ZM18 92V91H17ZM16 92V93H17ZM22 92V91H21ZM79 92V91H78ZM84 92V91H83ZM97 92H98V89H97ZM184 92V91H183ZM214 92V91H213ZM36 93V92H35ZM90 93V92H89ZM108 93V94H107ZM111 96H109L110 94ZM150 93V92H149ZM169 93V92H168ZM84 94V93H83ZM98 94V93H97ZM105 94V95H104ZM125 94V95H124ZM252 94V93H251ZM254 94V95H255ZM51 95V94H50ZM114 95V97H113ZM122 95V96H121ZM134 95V96H135ZM139 95V94H138ZM7 96V95H6ZM46 96V95H45ZM78 96V95H77ZM133 95H131V97L134 98ZM189 96L191 95H185L183 96L182 98H180L177 103L175 104L176 106L177 105H182V104H185L189 98ZM51 97V96H50ZM82 97V96H81ZM102 97V98H101ZM19 98V97H18ZM254 98V97H253ZM50 99V98H48ZM78 99V100H79ZM135 99V98H134ZM137 99V98H136ZM191 99V98H190ZM44 100V99H43ZM109 100H111L110 102H108ZM207 100V101H208ZM47 101V100H46ZM69 101V100H68ZM75 101V100H73ZM201 101V100H200ZM29 102V101H28ZM40 102V101H39ZM48 102V101H47ZM77 102V101H76ZM84 102V101H83ZM206 102V101H205ZM59 103V102H58ZM75 103V102H74ZM200 102H196V104L193 105L194 106H197L199 105ZM210 103V102H208ZM37 104V103H36ZM46 104V103H45ZM57 104V103H56ZM202 104V102L200 103ZM231 104V103H230ZM229 104V105H230ZM260 104V105H261ZM29 105V104H28ZM69 105V104H68ZM77 105V104H76ZM204 105V104H203ZM202 105V106H203ZM229 108H232V106H229ZM238 105V104H237ZM67 106V105H66ZM86 106V109L87 110H83V107ZM239 106V105H238ZM237 106V108H238ZM51 107H54V104L52 102L51 104ZM48 108V109H51ZM60 107V106H59ZM71 107V105H70ZM222 107V106H221ZM226 107V106H225ZM224 107V108H225ZM262 107V106H261ZM28 109V107H26ZM25 107L23 109H26ZM39 108V107H38ZM41 108V107H40ZM125 108V111L124 113H122V109ZM132 110H133V107H131ZM26 109V110H27ZM30 109V108H29ZM226 109V108H225ZM236 109V108H234ZM239 109H241L239 107ZM247 109V108H246ZM262 109V108H261ZM40 110V109H39ZM43 110L45 111V108H43ZM47 110V109H46ZM52 110V109H51ZM50 110V111H51ZM70 110V109H69ZM74 110V109H73ZM71 111V112H76L75 110L74 111ZM77 110V111H78ZM137 110V109H136ZM29 111V110H28ZM41 111V110H40ZM98 111H101L103 113H107L106 115H104L103 113H98ZM233 111V110H232ZM26 112V111H25ZM55 112V111H54ZM134 112V110H133ZM132 112V113H133ZM227 112V111H226ZM238 112V111H237ZM237 112H234L233 111V114ZM240 112V111H239ZM49 113V112H48ZM51 113V112H50ZM57 113V112H56ZM130 113V114H129ZM241 113V112H240ZM41 114V113H40ZM47 114V113H46ZM52 114V113H51ZM51 114H49L50 116H52ZM72 114V113H71ZM69 114V115H71ZM74 114V113H73ZM180 114V113H179ZM183 113H181L182 115ZM209 113H206L204 110H195L194 112V115L195 116H199L201 117L202 119L203 118H206V116L208 115ZM227 114V113H225ZM48 115V114H47ZM54 115H56L54 113ZM57 115H60V113ZM56 115V116H57ZM134 115H136L135 113L132 114V117H134ZM229 115V114H228ZM40 116V115H39ZM68 116V115H67ZM127 116V115H126ZM262 116V115H261ZM40 117H44L43 115L40 116ZM48 117V116H47ZM60 118L62 116H59ZM71 117V116H70ZM76 118L77 115L73 116V118ZM128 117V116H127ZM237 117V116H236ZM263 117V116H262ZM54 118H57L54 116ZM53 118V119H54ZM67 118V117H66ZM72 118V119H73ZM50 119V118H48ZM47 119V120H48ZM58 119V118H57ZM71 119V118H70ZM81 119V118H80ZM130 119H131V116H130ZM263 119V118H262ZM51 120V119H50ZM49 120V121H50ZM56 120V119H55ZM61 120V119H60ZM63 120V118H62ZM61 120V121H62ZM67 120V119H66ZM24 121V120H23ZM29 121V120H28ZM53 121V120H52ZM133 121V122H132ZM55 121H53V124H50L52 126L51 129H52V132H58V130H61V127H60V124L59 125H56L60 122H58L57 120V123L55 124L54 123ZM65 122V121H64ZM67 122V123H68ZM25 123V122H24ZM66 123V122H65ZM141 123V122H140ZM241 123V122H240ZM45 125L47 126V121L45 123ZM66 125V124H65ZM76 125H77V122H76ZM75 125V127H76ZM77 125V126H78ZM251 125V124H250ZM44 126V127H46ZM71 127V128H73ZM262 128V127H261ZM264 128V126H263ZM77 129V128H76ZM6 130V128L4 129V131ZM15 130V129H14ZM71 130H74V129H71ZM79 130V128H78ZM164 130V129H163ZM1 132H3V130L1 129L0 130ZM7 131V130H6ZM11 131V130H10ZM9 131V132H10ZM13 131V130H12ZM94 132L93 134H89L91 132ZM2 135H0V139L2 138V142L3 143H14L15 141V138H13L12 136H8L6 138L3 137V134H5V132L1 133ZM8 132V134H9ZM51 132V133H52ZM56 132V133H57ZM75 132V130H74ZM80 132V131H79ZM152 132V134H150ZM211 132V131H210ZM11 133V132H10ZM53 133V134H54ZM64 133V134H63ZM72 133V134H71ZM76 133V132H75ZM7 134V133H6ZM215 134V133H214ZM235 134V133H234ZM55 135L53 137H55ZM93 136L92 138H94V136L98 137V138H95V139H92V140H85V137L86 136ZM5 136V135H4ZM7 136V135H6ZM145 136V137H144ZM237 136V135H236ZM15 137V136H14ZM52 137V138H53ZM144 137V138H143ZM135 138H139V140L135 139ZM235 138V137H234ZM233 138V139H234ZM18 139V138H17ZM91 139V138H90ZM237 139V137L235 138ZM234 139V140H235ZM245 140V139H244ZM247 140V139H246ZM192 141V140H191ZM237 141V140H235ZM20 142V140H19ZM241 142V141H240ZM18 143V141H17ZM27 143V142H26ZM53 143V142H52ZM55 143V144H56ZM81 143V144H80ZM227 143V142H226ZM236 143V142H235ZM243 143V142H242ZM9 144V145H10ZM16 144V143H14ZM233 144V143H231ZM52 145V144H51ZM238 145V144H237ZM15 146V145H14ZM12 146V148L14 147ZM264 146V145H263ZM263 146L261 147V149L263 148ZM52 147V148H53ZM170 147V148H169ZM236 147V146H235ZM186 148V147H185ZM202 148V147H201ZM228 149V147H226ZM234 148V147H233ZM258 148V147H257ZM197 149V147H196ZM195 149V150H196ZM238 149V148H237ZM260 149V150H261ZM225 150V149H224ZM229 150V149H228ZM232 150V149H231ZM230 150V151H231ZM240 149H238L239 151ZM255 150V149H254ZM259 150V151H260ZM10 151V150H9ZM230 151L228 153H230ZM235 151V150H234ZM262 151V150H261ZM12 152V151H11ZM200 152V150H198V153ZM232 152V151H231ZM242 152V151H241ZM264 152V151H263ZM262 152V153H263ZM17 153V152H16ZM35 152H32L31 154L32 155H35L34 154ZM55 153V154H56ZM70 153V154H71ZM143 153H148V157L149 156H155L156 158V170H153L155 171V173L153 174L155 177L153 180L154 182H145V183H141L142 180L140 178L142 177H145L146 175H149L151 172L150 171H146L143 169H141V167H143V165H148L150 164L149 162H146L144 164H141L140 163V160L142 159L141 158V155ZM203 154V152H200ZM226 153H227V150H226ZM250 153V152H249ZM253 153V152H252ZM261 153V152H260ZM259 153V154H260ZM20 154V153H19ZM58 154V153H57ZM233 154V153H232ZM237 154V153H236ZM235 154V155H236ZM243 154V152H242ZM251 154V153H250ZM145 155V154H144ZM229 155V154H227ZM231 155V154H230ZM21 156V155H20ZM27 156V155H26ZM56 156V155H55ZM63 156V155H62ZM241 156V154L239 155ZM250 156V155H249ZM253 157H247L249 159L246 158V162H244L245 164H247V167L248 166H252V167H257L259 166V164L263 163V162H260L259 160L258 161H255L254 158L255 156L252 154ZM29 157V156H28ZM40 157V156H39ZM58 158V156H56ZM55 157V158H56ZM198 157V156H197ZM242 157V156H241ZM240 157V158H241ZM261 157V156H260ZM264 157V155H263ZM8 158V157H7ZM32 158V157H31ZM43 158V157H42ZM225 158V156H224ZM229 158H231L230 156L228 157V159L226 158L225 160H230ZM238 158V156H237ZM239 158V159H240ZM243 158V157H242ZM245 158V157H244ZM38 159V157H37ZM34 159V160H31L29 161L31 164H30V168L31 169V174L28 176L29 179H26V178H18L21 174L24 175L25 172L22 171V169L24 171H26V168L22 167L21 169H18L19 167L17 166V163L19 164V162H24V158L23 156L21 158L19 157H10L9 158V163L10 164H13V170L16 171V173L12 172L13 174L8 177V178H5V180L7 181H12V182H20L21 183H24L25 181H28L31 179H37V178H41V173H43V167H42V163L43 162H40V160L42 161V159ZM52 159V157L50 158ZM59 159V158H58ZM58 159L56 160L57 163H59ZM195 159V158H194ZM239 159H237L238 161H240ZM256 159V158H255ZM46 160V158L44 159ZM55 160V159H54ZM245 160V159H244ZM241 159V161H244ZM263 160V158H262ZM52 161V160H50ZM201 162L203 160H200ZM238 161L235 163H238ZM27 162V161H26ZM28 162V163H29ZM53 162V161H52ZM51 162V163H52ZM215 162V160H214ZM224 162V161H223ZM55 163V162H54ZM60 163V164H61ZM179 163V162H178ZM193 163V161H192ZM191 163V165H192ZM198 163V162H197ZM196 163V164H197ZM206 163H210L212 164V162L210 161H205L204 163H200L199 162V165H198V168L197 169V174H199L203 169H201V167H205ZM232 163V162H231ZM234 163V164H235ZM243 163V164H244ZM80 165L82 166V170H78L77 171V165ZM155 164V165H156ZM164 164H167L166 167H162V165ZM171 164V165H172ZM215 164V163H214ZM218 166H216L215 168V174H212L214 176H212V184H213V187H212V191H219L220 189L221 190H228V185L229 183L227 184V179L229 178L230 181H233L231 180L230 178H232V176L234 177L235 176V173L234 172H237V171H230L231 168L230 166L231 165H234V164H231L230 165V161L228 163L227 162H224L220 164L216 163ZM241 164V162H240ZM241 164V165H243ZM244 164V165H245ZM22 165V164H20ZM44 165V164H43ZM53 165V164H52ZM61 166H66L67 168H71V169H65L64 167L62 168H59L58 167ZM152 165V164H150ZM190 165V164H189ZM194 165V164H193ZM243 165V166H244ZM263 165V164H262ZM24 166V165H23ZM165 166V165H164ZM169 166V167H167ZM188 166V165H187ZM237 166V164H236ZM235 166V167H236ZM18 167V168H17ZM51 167V166H50ZM54 167V166H52ZM74 167H76L74 169ZM195 167V166H193ZM208 167V166H207ZM240 167V166H239ZM242 167V166H241ZM246 167V168H247ZM1 168V167H0ZM197 168V166H196ZM248 168H251V167H248ZM52 169V168H51ZM55 169V167H54ZM195 169V168H194ZM233 169V168H232ZM235 169V168H234ZM49 170V168H48ZM144 170V171H143ZM211 170V169H210ZM256 171V169H253ZM259 170V169H258ZM2 171V170H1ZM0 171V176L3 174L1 173ZM4 171V170H3ZM2 171V172H3ZM6 171V170H5ZM30 171V170H29ZM28 171V172H29ZM52 171V170H51ZM54 171V170H53ZM59 171V170H58ZM57 171V172H58ZM182 172L180 174L182 175H179L178 172ZM191 171V170H190ZM224 171V174H222ZM241 171V170H240ZM238 171L236 173V177H237V174L240 172ZM252 171V170H251ZM253 171V172H255ZM46 172V170H45ZM48 172V171H47ZM55 172V171H54ZM56 172V173H57ZM59 172V173H61ZM70 175V173H82L86 180L85 181H81L79 182L78 180H75V178L70 181L71 179H69L68 181L69 182H66V179L67 177L69 178V176L65 177L67 174ZM194 172H196V170H194L192 173L194 174ZM250 172V171H249ZM56 173H54V175L56 176ZM58 173V174H59ZM191 173V172H190ZM205 173V172H203ZM202 173V174H203ZM217 173V174H216ZM243 173V172H242ZM245 173V172H244ZM258 173V172H257ZM256 173V174H257ZM260 173V172H259ZM263 173V171H262ZM262 173L259 175V177L262 175ZM49 174V173H48ZM53 174V173H51ZM57 174V175H58ZM75 174L73 176V174L71 175L72 177H75ZM152 174V173H151ZM189 174V172H188ZM192 174V175H193ZM220 174V175H219ZM241 174V173H240ZM43 175V174H42ZM45 175V173H44ZM80 175V174H79ZM79 175L77 176V178H79ZM195 175V174H194ZM193 175V176H194ZM206 175V174H205ZM244 175V174H243ZM247 175V174H246ZM252 175V174H251ZM253 175H255L253 173ZM252 175V176H253ZM264 175V173H263ZM18 176V177H17ZM49 177H51L50 175H48ZM188 176V175H187ZM191 177V174L189 175ZM198 176V175H197ZM249 176V175H248ZM21 177V176H20ZM46 177V176H44ZM70 177V178H72ZM263 178V176H261ZM81 178V177H80ZM194 178V177H193ZM237 178H240V175L239 177ZM249 178V177H248ZM82 179V178H81ZM88 179V180H87ZM143 179V178H142ZM232 179H236V178H232ZM261 179V178H260ZM76 182H75V181ZM152 180V181H153ZM228 180V182H229ZM23 181V182H22ZM38 180H36L37 182ZM42 181V180H41ZM78 181V182H77ZM144 181V180H143ZM151 181V180H150ZM258 181V180H257ZM169 182V183H168ZM30 183V182H29ZM34 183V182H33ZM30 184V189L33 190L32 193L30 194H33L32 196H34V194L36 193L35 191L37 189H40L37 187V185L35 184ZM41 183V182H40ZM45 183V182H44ZM50 183V182H49ZM12 184V183H11ZM16 184V183H15ZM19 184V185H20ZM61 184V185H60ZM227 184V186H226ZM235 184V183H234ZM239 184V183H238ZM18 185V186H19ZM34 185V186H33ZM51 185V186H52ZM4 186V185H3ZM43 186V185H42ZM172 186V185H171ZM210 185H209V189H210ZM236 187V186H235ZM234 187V188H235ZM239 187V186H238ZM253 187V186H252ZM13 189V186L11 187ZM23 188V187H21ZM27 188V187H26ZM49 188V187H48ZM52 188H49V189H52ZM206 188V187H205ZM215 190H214V189ZM231 188V187H229ZM242 188V187H241ZM5 190H3L2 192H0V197H1V200L4 198L3 195H7L8 194H12V193H18L20 191L14 189L12 192L10 191V189H8V187L4 188ZM8 189V190H6ZM19 189V188H18ZM25 189V188H24ZM29 189V188H28ZM46 189V188H44ZM47 189V190H49ZM52 189V190H53ZM144 189V190H143ZM232 189V188H231ZM229 189V190H231ZM236 189V188H235ZM250 189V188H249ZM262 189V188H261ZM21 190V189H20ZM143 190V191H142ZM147 190V189H146ZM153 190V191H152ZM208 190V188H207ZM264 190V189H263ZM1 191V190H0ZM31 191V190H29ZM51 191V190H50ZM57 191V190H56ZM142 191V192H141ZM252 191V189L250 190ZM54 192V191H53ZM58 192V191H57ZM140 192V193H139ZM21 193V192H20ZM19 193V194H20ZM25 193V192H24ZM27 193V192H26ZM139 193V194H138ZM145 193L147 194V192L145 191ZM149 193V192H148ZM236 193V192H235ZM264 193V192H262ZM22 194V193H21ZM74 194H80V197L77 196L76 197H71V195H74ZM145 194V195H146ZM155 194V195H156ZM237 194V193H236ZM15 195V194H14ZM28 195V194H27ZM43 195V194H42ZM168 195V193H167ZM6 196V197H7ZM75 196V195H74ZM129 196V197H128ZM162 196V195H161ZM163 196H166V195H163ZM162 196V197H163ZM171 196V195H169ZM242 196V195H241ZM259 196L261 197L262 195L259 194ZM3 197V198H2ZM29 197V196H28ZM142 197V195L140 196ZM151 197V195L149 196ZM161 197V198H162ZM235 197V196H234ZM238 197V196H237ZM246 197V196H245ZM253 197V196H252ZM251 197V198H252ZM264 197V196H263ZM63 198V199H62ZM132 198V197H131ZM143 198V197H142ZM160 198V197H159ZM160 198V199H161ZM165 198V197H163ZM248 198V197H246ZM254 199L256 197H253ZM259 198V197H257ZM6 199V198H5ZM5 199H4V202H5ZM15 199V198H14ZM9 199L6 204H4V206H10L11 204H15L17 201H14ZM49 199V198H48ZM132 201V199H130ZM136 200V198H135ZM135 200L133 199V201L135 202ZM173 200V199H172ZM253 200V199H251ZM262 199H260L261 201ZM264 200V199H263ZM111 202L110 203V210H114V212L112 213V215H110L109 217V213H108V216H106L105 211L107 213V210L109 209L108 206H106L107 204L105 202ZM137 202L139 201L136 200ZM141 201V200H140ZM159 201V200H158ZM163 201V200H162ZM44 202V201H43ZM136 202V203H137ZM144 202H146L144 200ZM155 202V201H154ZM168 202H171V201H168ZM167 202V203H168ZM228 202V201H227ZM156 203V202H155ZM159 203V202H158ZM226 203V202H225ZM261 203V202H259ZM263 203V202H262ZM25 204V203H23ZM131 204V202H130ZM135 204V203H134ZM162 204V203H161ZM169 204V203H168ZM172 205L174 203H171ZM151 205V204H150ZM153 205V204H152ZM156 205V204H155ZM170 205V204H169ZM171 205V206H172ZM175 205V204H174ZM223 205V204H222ZM259 205V204H258ZM24 206V205H23ZM28 206V205H27ZM78 206V209H74L73 207L77 208ZM133 206V207H132ZM141 206V205H140ZM81 207V209H80ZM108 208L107 210H105V208ZM144 207V206H143ZM142 207V208H143ZM226 207V206H225ZM234 207V206H233ZM261 207V206H260ZM12 208V207H10ZM33 208V207H32ZM73 208V209H72ZM141 208V207H140ZM141 208V209H142ZM52 209V208H51ZM67 209V210H65ZM140 209V210H141ZM239 209V208H238ZM264 209V208H262ZM240 210V209H239ZM234 211V210H233ZM51 212V211H50ZM141 212V211H140ZM182 212V211H181ZM236 212V211H235ZM11 213V212H10ZM260 213V212H259ZM8 214V213H6ZM150 214V213H149ZM156 214V213H155ZM154 214V215H155ZM185 214V213H184ZM9 215V214H8ZM169 215V214H168ZM186 215V214H185ZM259 215L257 219H259L260 221H258V223H260V229L259 230H262L261 228H263L264 230V212L261 211L260 214H257ZM10 216V215H9ZM14 216V215H13ZM12 215L9 217V219H3L5 221V223H7L8 227L4 226L3 227V232L4 234H13V233H17V232H20V227L22 224H19V222L22 221V219H16L14 218ZM5 217V216H4ZM3 217V218H4ZM35 217V216H34ZM40 217V216H39ZM184 217V216H183ZM243 216H241L239 220L243 221L242 219H244V217L242 218ZM248 217V216H247ZM255 217V216H254ZM145 218H146V214H145ZM187 218V217H186ZM199 218V217H198ZM246 218V216H245ZM192 219V218H191ZM190 219V220H191ZM193 219H196V218H193ZM200 219V218H199ZM198 219V220H199ZM256 219V218H255ZM24 220V219H23ZM33 220V219H32ZM40 220V219H39ZM189 220V221H190ZM197 220V221H198ZM201 220V219H200ZM238 220V221H239ZM245 220V219H244ZM7 221V222H6ZM148 222L150 221V223H152L151 225H145V222ZM184 221V220H183ZM188 221V222H189ZM196 221V220H194ZM193 221V222H194ZM239 221V223L241 222ZM249 221V219H248ZM253 221V220H251ZM31 222V221H30ZM46 222V221H45ZM193 222L191 224H193ZM204 222V221H203ZM244 222V225L245 224V221ZM250 222V221H249ZM22 223V222H21ZM47 223V222H46ZM78 223H80L81 225L78 226ZM238 223V222H237ZM236 223V224H237ZM242 223V222H241ZM251 223V222H250ZM181 224L183 225V222L181 221ZM186 224V222H185ZM12 225V226H10ZM78 227H77V226ZM164 225H167V227H170L172 226L171 224L169 225V223L167 222H164ZM187 225V224H186ZM235 225V223H234ZM237 225H243L242 224H237ZM259 225V224H258ZM90 226V225H89ZM88 226V227H89ZM174 226V225H173ZM44 227V226H43ZM57 227H60V225L58 224V226L56 225V228ZM142 227H144V231H141L142 230ZM197 227V226H196ZM242 227V226H241ZM246 227V226H245ZM2 228V227H0ZM92 228V229H93ZM101 228V229H100ZM141 229V230H139ZM145 229H148V231L146 232ZM169 229V228H168ZM240 229V227H239ZM244 229V228H243ZM251 229V228H249ZM60 230V229H59ZM94 230V229H93ZM94 230V231H95ZM208 230H210L208 228ZM248 230V229H247ZM2 231V229H1ZM174 231V232H173ZM201 231V230H200ZM196 232L195 235L196 237L195 238H199L201 236V232ZM243 231V230H242ZM249 231V230H248ZM252 231V230H251ZM107 232H109L107 234ZM173 232V233H171ZM182 232V233H181ZM206 232V230H205ZM204 232V234H205ZM245 232V230H244ZM257 232V231H255ZM264 232V231H263ZM95 233L94 239L99 237L97 236ZM215 233V232H214ZM219 233V232H218ZM250 233V232H249ZM63 234V233H62ZM207 234V233H206ZM205 234V235H206ZM211 234V233H210ZM244 234V233H242ZM258 234V233H257ZM182 235L184 236V238L182 237ZM194 235V236H195ZM209 235V234H207ZM3 236V235H2ZM90 236V238H91ZM240 236H241V233H240ZM244 236V235H243ZM242 236V237H243ZM247 236V235H246ZM262 238H264V233H261ZM209 237V236H208ZM215 237V236H214ZM88 241V237H86ZM245 238V236H244ZM257 238V236H256ZM214 239V238H213ZM261 239V238H260ZM81 240V241H83ZM90 240V239H89ZM248 240V239H246ZM79 240V242H81ZM87 241L85 243H87ZM97 241V240H96ZM211 242L212 243V240L211 239H207L206 242ZM215 241V239H214ZM250 241V240H249ZM252 241V240H251ZM18 242V241H17ZM82 242V243H84ZM90 242V241H88ZM95 242V241H94ZM70 243V242H69ZM84 243V244H85ZM83 244V251L87 248H90V245H84ZM93 244V243H92ZM91 244V246H92ZM95 244H97L95 242ZM194 241L192 240L191 241V244L189 245V248H193L194 247ZM201 244V243H200ZM208 244V243H207ZM213 244V243H212ZM215 244V243H214ZM254 244H256L257 246H259V248L261 247V249L259 250L258 248V252H259V258L261 257L262 258V261L260 260V264H264V239H261V240H257V241H253V243L251 242V246H253ZM70 245V244H69ZM78 245H80L78 243ZM106 245V246H105ZM248 245V244H247ZM250 245V243H249ZM75 246V244H74ZM95 246H97L95 248ZM94 248L95 250L94 251H90L87 256L90 258V257H93V256H97L98 253H100V250H97L99 249L98 248V244L95 245ZM71 247V246H70ZM92 248V247H91ZM214 248V247H213ZM256 248V247H255ZM196 249V248H195ZM70 250V249H69ZM255 250V249H254ZM87 251V250H86ZM221 251V250H220ZM257 251V248L256 250ZM85 252V251H84ZM219 250L217 249L216 253H218ZM103 253V254H102ZM220 253V252H219ZM254 253V252H253ZM256 254V253H255ZM261 254V256H260ZM86 256V257H87ZM95 256V257H96ZM99 256V255H98ZM206 256V255H205ZM257 256V257H258ZM100 258V256H99ZM260 258V259H261ZM211 259V258H210ZM209 259V260H210ZM111 260H113L111 262ZM208 260L207 263H210ZM212 260V259H211ZM9 261V260H8ZM177 261V262H176ZM206 261V260H205ZM9 263V262H8ZM11 263V262H10ZM184 263V262H183ZM206 263V262H205ZM204 263V264H205ZM219 263V261L217 262V264ZM221 263V262H220ZM180 264V263H179ZM186 264V263H185Z\"/></svg>","mask_w":264,"mask_h":264}]
</instances>
